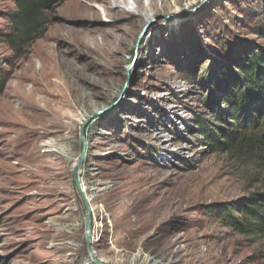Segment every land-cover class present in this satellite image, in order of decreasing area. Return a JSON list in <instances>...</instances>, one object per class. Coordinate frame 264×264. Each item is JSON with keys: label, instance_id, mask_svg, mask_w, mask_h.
<instances>
[{"label": "rangeland", "instance_id": "374dc122", "mask_svg": "<svg viewBox=\"0 0 264 264\" xmlns=\"http://www.w3.org/2000/svg\"><path fill=\"white\" fill-rule=\"evenodd\" d=\"M16 1L0 0V264H264V236L218 218L264 171L201 129L227 122L224 83L264 47V0H111L109 16L49 0L42 38L15 50ZM74 2L100 20L67 16ZM84 23L112 37L60 31Z\"/></svg>", "mask_w": 264, "mask_h": 264}, {"label": "trees", "instance_id": "16d2710c", "mask_svg": "<svg viewBox=\"0 0 264 264\" xmlns=\"http://www.w3.org/2000/svg\"><path fill=\"white\" fill-rule=\"evenodd\" d=\"M48 2L16 1L17 12L11 15L13 49L42 38L47 25L43 13ZM224 84L222 99L228 108L227 122L222 121L218 109L214 115L215 127L202 126V134L214 150L233 154L264 171V47L251 50L247 60L237 66L232 80ZM218 218L238 234L264 236V189L240 201L221 205Z\"/></svg>", "mask_w": 264, "mask_h": 264}, {"label": "bare ground", "instance_id": "6f19581e", "mask_svg": "<svg viewBox=\"0 0 264 264\" xmlns=\"http://www.w3.org/2000/svg\"><path fill=\"white\" fill-rule=\"evenodd\" d=\"M103 3L107 4V13L108 11L111 12V0H99ZM137 2V5H135L134 0H127L125 5H129L130 9L134 8V10L139 9L141 6L142 8H150L152 9L153 5L151 4L150 0H144L143 3H141V0H135ZM149 1V2H148ZM117 12H121V8L119 6H116ZM104 12V11H103ZM65 13L69 17H79V18H85L90 21H99L100 20V13L98 9H95L94 6H88V5H81L80 3H72L66 10ZM152 13L148 10H145L142 12V17L145 20H148L152 17ZM105 15V14H104ZM112 17V16H111ZM107 18V17H106ZM60 31L66 32V34L69 36L70 40H72L74 43H76L78 46L83 44V40L85 38H91L93 41L100 38L102 42L106 43L111 37H112V31L108 28H102L101 26H94L90 23H84L81 24L79 27L71 26L69 28H61ZM49 133H46V135ZM76 167V166H75ZM74 167V168H75ZM83 174V169L80 167L77 170V178L80 185V189L83 193L87 192L86 184L81 180ZM101 198V197H100ZM93 202V201H92ZM91 202V203H92Z\"/></svg>", "mask_w": 264, "mask_h": 264}, {"label": "water", "instance_id": "95a60500", "mask_svg": "<svg viewBox=\"0 0 264 264\" xmlns=\"http://www.w3.org/2000/svg\"><path fill=\"white\" fill-rule=\"evenodd\" d=\"M209 0H203L202 4H200L198 7H196L194 9L197 10L198 8H201L205 3H207ZM84 158V157H83ZM83 158H81V160L79 161V163L76 165V167L73 169V177H74V182L78 188V191L83 199V202L85 204V207H86V211H87V215H86V240H87V243L88 245L90 244V219H89V211H88V208L86 206V201L83 197V193L80 189V185H79V182H78V178H77V170L78 168H80L83 164ZM92 256V255H91ZM92 260L94 261L95 264H101L100 262L96 261V259L94 258V256H92Z\"/></svg>", "mask_w": 264, "mask_h": 264}]
</instances>
